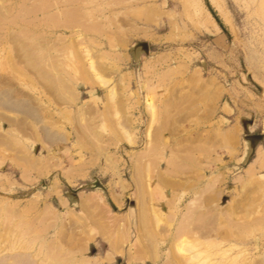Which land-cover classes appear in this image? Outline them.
I'll return each mask as SVG.
<instances>
[{
  "label": "rangeland",
  "instance_id": "rangeland-1",
  "mask_svg": "<svg viewBox=\"0 0 264 264\" xmlns=\"http://www.w3.org/2000/svg\"><path fill=\"white\" fill-rule=\"evenodd\" d=\"M263 161L264 0H0V260L264 264Z\"/></svg>",
  "mask_w": 264,
  "mask_h": 264
},
{
  "label": "bare ground",
  "instance_id": "bare-ground-1",
  "mask_svg": "<svg viewBox=\"0 0 264 264\" xmlns=\"http://www.w3.org/2000/svg\"><path fill=\"white\" fill-rule=\"evenodd\" d=\"M98 79V78H97ZM98 80H100V79H98ZM97 80V81H98ZM101 81V80H100ZM93 82V81H92ZM105 82V81H104ZM104 82H101V84L102 85H105L104 84ZM94 83V82H93ZM100 83V82H99ZM99 85V84H98ZM101 85V86H102ZM257 157H259V156H257ZM257 159V158H256ZM256 161H258V160H256ZM264 162V161H263ZM262 162V163H263ZM253 163V162H252ZM249 166V165H248ZM251 166V165H250ZM253 167V166H252ZM251 170V169H250ZM245 172H246V169H245ZM252 172V171H251ZM252 174V173H251ZM7 259H9V260H7L6 261V259H4L3 261L2 260H0V264L2 263V264H11V263H13V262H15L16 264H34V262L32 261V259H31V257H29V256H23V257H18V256H13V257H11V258H7Z\"/></svg>",
  "mask_w": 264,
  "mask_h": 264
}]
</instances>
